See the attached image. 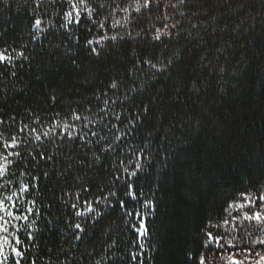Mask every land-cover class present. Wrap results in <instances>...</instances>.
Masks as SVG:
<instances>
[{
	"label": "trees",
	"instance_id": "obj_1",
	"mask_svg": "<svg viewBox=\"0 0 264 264\" xmlns=\"http://www.w3.org/2000/svg\"><path fill=\"white\" fill-rule=\"evenodd\" d=\"M71 4L0 0V264H264V0Z\"/></svg>",
	"mask_w": 264,
	"mask_h": 264
},
{
	"label": "snow or ice",
	"instance_id": "obj_2",
	"mask_svg": "<svg viewBox=\"0 0 264 264\" xmlns=\"http://www.w3.org/2000/svg\"><path fill=\"white\" fill-rule=\"evenodd\" d=\"M4 2L6 3L7 0H4ZM79 2L80 3H86V0H79ZM69 3L71 4V0H69ZM146 3H147V0H146ZM71 7L76 8V5L75 4H71ZM68 15L71 16L72 14L68 13ZM77 15H79V12H77ZM41 23H42V21L40 19H36L35 20V27L37 29H39L40 26H41ZM20 55H23V53H20ZM11 60H12V56L8 53L7 49H4V50L0 51V63H5V62L11 63ZM113 87H115V85H113ZM75 118L76 119H80L79 116H77ZM44 135H47V133H44ZM37 139H39V137H37ZM12 147H15V143H13ZM5 159H6V157H5ZM23 190L26 191V192L29 191V189L27 187H25ZM261 199H264V197H261ZM241 207H243V206L241 205ZM0 211L6 212L7 215H9V216L13 215L11 212H8V210L6 208H4L3 202H0ZM29 211L31 212L32 210L29 209ZM21 218L27 219V217H20V216H16L15 217V219H21ZM243 218L246 219V220H249V221L255 220L257 223H264V214H261L260 212H255V213H252V214L245 213ZM226 223H227V221H226ZM0 227H3V226L0 225ZM75 227L79 229L80 225L77 224ZM5 230H6V228H5ZM81 231H83V229H81ZM138 231L140 232L141 235H146L147 229L144 228L143 226H140L138 228ZM207 235H208L209 241L215 239L217 246H220V244H219L220 238L219 237H215L214 238L212 236L211 232H208ZM229 243H231V242L229 241ZM260 243H264V240L260 241ZM16 255L19 256V255H22V253L19 250H17L16 251ZM235 255L236 254H233V256H229L228 257V259L231 261V264H243V261H239V260H236V259L233 258ZM257 255H259V253ZM261 259L264 260V257H261ZM200 264H205V260H204L203 257H201Z\"/></svg>",
	"mask_w": 264,
	"mask_h": 264
}]
</instances>
